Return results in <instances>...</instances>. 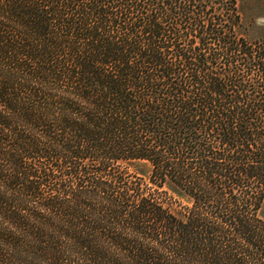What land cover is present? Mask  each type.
Returning a JSON list of instances; mask_svg holds the SVG:
<instances>
[{"label": "trees", "instance_id": "trees-1", "mask_svg": "<svg viewBox=\"0 0 264 264\" xmlns=\"http://www.w3.org/2000/svg\"><path fill=\"white\" fill-rule=\"evenodd\" d=\"M245 24L238 0H0V264H264Z\"/></svg>", "mask_w": 264, "mask_h": 264}, {"label": "rangeland", "instance_id": "rangeland-1", "mask_svg": "<svg viewBox=\"0 0 264 264\" xmlns=\"http://www.w3.org/2000/svg\"><path fill=\"white\" fill-rule=\"evenodd\" d=\"M245 18L244 33L252 42L264 43V0H238ZM143 174V169H138Z\"/></svg>", "mask_w": 264, "mask_h": 264}]
</instances>
